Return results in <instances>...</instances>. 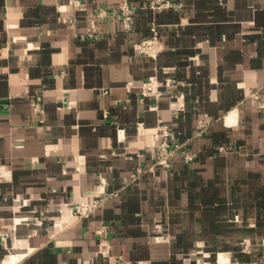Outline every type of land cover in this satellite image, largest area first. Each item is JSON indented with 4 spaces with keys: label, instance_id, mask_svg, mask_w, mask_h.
I'll list each match as a JSON object with an SVG mask.
<instances>
[{
    "label": "crops",
    "instance_id": "1",
    "mask_svg": "<svg viewBox=\"0 0 264 264\" xmlns=\"http://www.w3.org/2000/svg\"><path fill=\"white\" fill-rule=\"evenodd\" d=\"M80 1L0 0V264H264V0ZM163 122L192 161L155 164Z\"/></svg>",
    "mask_w": 264,
    "mask_h": 264
},
{
    "label": "built area",
    "instance_id": "2",
    "mask_svg": "<svg viewBox=\"0 0 264 264\" xmlns=\"http://www.w3.org/2000/svg\"><path fill=\"white\" fill-rule=\"evenodd\" d=\"M75 6L84 8V3L80 0L74 2ZM150 6L157 9L169 8V7H181L180 3H177L175 0H150ZM121 22L124 30L132 31L135 26V14L136 8L131 5L128 1H124L120 7ZM94 23L91 26L92 31H95ZM92 32V33H93ZM135 49L140 54H146L148 56L157 58L163 50V44L161 40V34L159 29V24L153 22L151 25V34L143 37L141 40L135 42ZM175 79L169 78L167 83L171 84ZM158 82L155 78H150L148 81L144 82L143 93L144 94H157L158 92ZM256 97H258L256 95ZM264 106V103H262ZM32 107L34 113L38 116H42L45 112L44 105V95L42 92H37L32 99ZM209 122L208 120L201 121L197 126V136H199L203 131L207 129ZM157 141L154 145L155 154H156V163L157 165L169 168L173 165L177 156L186 161H192L197 153L191 151L184 141L178 138L169 123H160L157 128ZM155 164L150 165L148 169L154 170ZM106 192L105 182H103V187L101 188V195ZM105 196H99L92 200H80L77 203H74L71 209L72 213L79 214L81 216H87L97 211V209L102 206Z\"/></svg>",
    "mask_w": 264,
    "mask_h": 264
},
{
    "label": "rangeland",
    "instance_id": "3",
    "mask_svg": "<svg viewBox=\"0 0 264 264\" xmlns=\"http://www.w3.org/2000/svg\"><path fill=\"white\" fill-rule=\"evenodd\" d=\"M244 244H245V248H248L247 247V244H249L250 246H252V242H244Z\"/></svg>",
    "mask_w": 264,
    "mask_h": 264
}]
</instances>
